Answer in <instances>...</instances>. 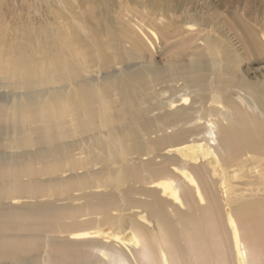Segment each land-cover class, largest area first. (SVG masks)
Segmentation results:
<instances>
[{
  "label": "bare ground",
  "instance_id": "obj_1",
  "mask_svg": "<svg viewBox=\"0 0 264 264\" xmlns=\"http://www.w3.org/2000/svg\"><path fill=\"white\" fill-rule=\"evenodd\" d=\"M168 1L35 0L45 23L0 27V264H264V22Z\"/></svg>",
  "mask_w": 264,
  "mask_h": 264
},
{
  "label": "rangeland",
  "instance_id": "obj_2",
  "mask_svg": "<svg viewBox=\"0 0 264 264\" xmlns=\"http://www.w3.org/2000/svg\"><path fill=\"white\" fill-rule=\"evenodd\" d=\"M24 1L25 2H23V0H16L15 2H13L12 0L11 2L12 5L4 6L3 7L4 10L2 11L3 23L2 24L0 23V27L3 30L7 28L8 39L13 40L15 42L18 41V37L22 35L23 30L33 27L32 26L33 24L34 26H39L41 23L46 22L42 18L43 9L41 10L39 9L37 2L35 3V0H24ZM168 2L171 5L170 6L171 9H173L175 12H178L177 15L179 16L178 20H209L210 19L209 15H211L212 13H218L220 16V20H227L228 22H234L237 20L246 21L250 23L264 22V0H169ZM123 14L124 13H120V17H119L120 20H127V17L125 18ZM132 20H136V19H132ZM134 28L139 32L140 35L142 34L140 28L142 30L144 29V32L145 30L149 32V30L146 29L143 23L139 27V30L137 27ZM178 29H180L181 32L174 34L176 38L168 42L166 44V47L171 46L174 43L180 42L183 39H186V28L180 27ZM233 32L236 36H239V33L237 31H233ZM233 32L230 33L232 36H234ZM3 33L4 35L6 34V32L4 31ZM166 47L162 48V45L161 44L159 45V41H158L156 43V50L153 51V49H151L152 51L151 54L153 55L155 53L153 55L154 59L160 66L164 64V60L166 58L164 54V49ZM183 48H186V46L181 47L182 51H184ZM252 67L261 70L262 69L261 67L264 66L255 64L252 65ZM250 77H253V75H251ZM251 80L255 81L256 79L252 78ZM1 84L2 81L0 77V85ZM7 94H10L9 89L0 88V95H7ZM71 175H72L71 173H64L63 178L68 179ZM43 179H47V178H43ZM107 191L109 190L99 189V190H94V193H104ZM81 194L83 193L75 192L73 196L76 197V196H80ZM62 199H64V197L53 198V199L45 198L40 201L44 202L48 200L50 202H54L57 206H63L69 204L75 207L79 206L83 202L81 201V202L72 203L70 201H66V202L62 201ZM52 237L61 238V239L69 238L68 235H54ZM5 264H11V263L6 262Z\"/></svg>",
  "mask_w": 264,
  "mask_h": 264
}]
</instances>
